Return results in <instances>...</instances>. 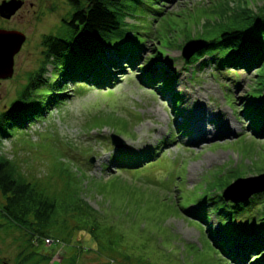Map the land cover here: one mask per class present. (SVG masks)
Instances as JSON below:
<instances>
[{"label":"rangeland","instance_id":"rangeland-1","mask_svg":"<svg viewBox=\"0 0 264 264\" xmlns=\"http://www.w3.org/2000/svg\"><path fill=\"white\" fill-rule=\"evenodd\" d=\"M126 1L131 37L125 42L146 40L140 60L112 68L114 83L108 89L69 84L68 99L30 127L10 129L11 136L0 143L18 172L37 182L36 188L49 200H58L56 227L49 228L58 233L40 241L3 210L7 200L0 191V264H241L228 260L210 241L211 227L220 241H226L218 234L216 213L211 210L204 221L183 206L197 209L203 196L223 193L232 183L239 190L230 191L231 199L247 196L250 189L241 193L248 184L243 180L264 173V120L255 129L245 114L255 88L264 87V65L222 72L213 65L198 68L194 62L186 65L182 48L191 40L215 36L232 14L244 6H262L264 0ZM24 2L11 19L0 17V30L28 37L14 55L12 77L0 80V112L21 100L41 68L46 69L45 85L31 89L21 105L36 98L46 102L50 93L63 92L55 82L61 80L65 63L59 58L45 64L42 37L45 32L62 36L63 19L72 8L68 0ZM35 10L52 12L36 23L34 32ZM155 50L183 95L177 108L174 95L143 81L142 69L152 67L149 57ZM198 113L208 116L201 125L205 138H196L193 122ZM186 120L180 131L179 123ZM113 139L124 146L117 147ZM151 145L159 146L157 156L136 167L121 168L114 161L119 149ZM81 200L89 207L85 212L70 204ZM233 200L240 204L247 199ZM259 200L256 206L262 211L264 195ZM89 210L93 216L84 215ZM28 216L36 220L34 210ZM79 220H96L98 226L88 233L79 228ZM59 223L64 225L58 227ZM238 248L244 251L241 243L235 248L239 252ZM245 253L244 259L237 254L244 264L264 258L261 253Z\"/></svg>","mask_w":264,"mask_h":264},{"label":"trees","instance_id":"trees-1","mask_svg":"<svg viewBox=\"0 0 264 264\" xmlns=\"http://www.w3.org/2000/svg\"><path fill=\"white\" fill-rule=\"evenodd\" d=\"M68 3L72 11L69 17L63 19L65 25L63 35L56 36L46 33L42 37V46L47 51L45 64L49 60L59 58L65 63L61 80L57 79L55 82L63 92L50 93L46 102L39 98L28 104L24 102L22 105L25 108H23L20 101L22 99L26 101L25 98L31 96V89L41 87L46 83L44 78L46 69L41 68L36 77L23 90L21 100L14 102L8 110L0 112V143L4 138L11 136L10 129L30 127L39 121L42 115H46L53 108H57L63 100L68 99L69 84L90 83L97 88L108 89L114 83L112 82L114 77L112 68L119 67L123 61L133 66L141 58L140 53L145 49L146 40L134 44L129 41L125 42L126 38L131 37L126 0H68ZM231 17L234 20L228 19L223 23L215 36L204 39L207 44L202 49L196 51L190 59L184 58L186 65L192 63L191 66L195 64L198 68L213 65L219 72L227 68L231 70L249 69L264 65V4L257 8L244 6ZM154 53L149 57V64L152 67L142 69L144 70L143 81L150 87L163 89L174 95L177 108L183 95L175 88L176 78L161 67L163 58L158 56L156 50ZM202 57L204 58L197 64L196 62ZM168 64L171 65L169 61ZM254 92H257L256 96L247 104L245 114L251 117L253 128L258 129L259 122L264 120V87L258 86ZM187 121L182 122L183 124L179 123L180 131L186 128V123L189 122ZM158 150L157 145L139 150L119 149L114 161L118 162L121 168H133L144 160L153 159L157 156L156 151ZM17 169L13 160L3 153L0 146V191L7 200L3 210L16 224H20L36 236L37 240H50L49 238L53 237L56 232L54 231L56 228L53 231L49 228L57 223L55 218L58 200L55 196L49 200L43 191L36 188L37 182L28 181L26 176ZM263 195L264 191L253 194L240 204H235L231 200L227 201L223 193H220L202 197L204 200L201 202L203 205L206 204L207 209L200 206L199 200H197L198 203L200 202L197 209H191L189 204L183 207L190 212V215L204 221L210 218L211 210L216 213L220 223L218 234L223 235L226 241H220L216 237L217 234L213 227L209 229L210 241L227 259L230 258L244 264L237 254L242 259L245 258V250H247V255L264 254V206L262 211H260V206H256ZM70 204L83 211L89 208L84 201ZM31 210H34V217L37 221L29 218L28 214ZM238 210H241V213ZM251 210L259 212L252 217L249 214ZM93 212L89 210L84 215L93 216L95 213ZM78 223L79 228L88 233H90L89 230L98 226L96 220L95 223L94 220L92 223L79 220ZM63 225L59 223L58 227ZM239 243L244 248L243 252L240 248H238L239 252L235 249ZM255 264H264V258L258 259Z\"/></svg>","mask_w":264,"mask_h":264},{"label":"water","instance_id":"water-1","mask_svg":"<svg viewBox=\"0 0 264 264\" xmlns=\"http://www.w3.org/2000/svg\"><path fill=\"white\" fill-rule=\"evenodd\" d=\"M24 4V0H3L0 4V16H2L5 19H10L16 12L22 8ZM26 36L23 33H14L10 31H3L0 30V76L3 77H9L12 76L13 70H12V64H13V58L14 55L19 52L23 42L25 41ZM202 41V42H201ZM8 43H12V45H8ZM207 44L205 40H191L185 44L183 47V56L186 60L190 59L191 56L198 50L202 49ZM7 52L6 54H2L3 52ZM187 51V52H186ZM4 57H3V56ZM9 66L10 69L9 70ZM114 140V139H113ZM117 140H114L113 143H116L117 147H120L121 145L124 146L125 143L117 142ZM93 160V159H92ZM248 182V184H245V186H239L243 189L241 193H246L248 189H250V192H248L247 196L238 198V199H231L232 196H230V191L236 192L239 189L235 190L236 183H232L229 185V187L226 188V190L223 192V196L225 199L233 200V201H241L244 199H248L251 195L263 192L264 191V173L255 176L250 179H245L243 182ZM249 185V186H246ZM235 194V193H234ZM231 197V198H230Z\"/></svg>","mask_w":264,"mask_h":264},{"label":"bare ground","instance_id":"bare-ground-1","mask_svg":"<svg viewBox=\"0 0 264 264\" xmlns=\"http://www.w3.org/2000/svg\"><path fill=\"white\" fill-rule=\"evenodd\" d=\"M7 52H3L2 54H6ZM2 55V56H3ZM4 57V56H3ZM188 111V110H187ZM189 113H191V111H189ZM187 115V113H186ZM188 119H190V117H187ZM210 118V117H209ZM208 120V116L204 113H198L196 114L195 118H194V122H193V125H195L197 131H196V138H205L204 137V134H206L204 128H202V124H204V122L206 121L207 122ZM211 130V129H210ZM211 132V131H210ZM206 136V135H205ZM195 138V139H196Z\"/></svg>","mask_w":264,"mask_h":264},{"label":"flooded vegetation","instance_id":"flooded-vegetation-1","mask_svg":"<svg viewBox=\"0 0 264 264\" xmlns=\"http://www.w3.org/2000/svg\"><path fill=\"white\" fill-rule=\"evenodd\" d=\"M2 1H3V0H0V4H1ZM24 4H25V2H24ZM24 4H23V5H24ZM20 9H21V8H20ZM20 9L16 12V14L20 11ZM48 12H52V10H35V11H34L35 27H32V29L34 30V32H35V31H38V30H36L37 27H38V26L36 25V23H37V22H42V17L45 16V14L48 13ZM16 14H14L12 17H14ZM0 17L3 18L2 16H0ZM12 17H11V18H12ZM11 18H10V19H11ZM4 19H5V18H4ZM43 20H44V19H43ZM45 34H46V32H45ZM43 35H44V34H43ZM27 39H28V37L26 36L25 41L23 42V44H22L20 50H21L22 47L25 45ZM20 50H19V51H20ZM17 53H18V52H17ZM10 77H12V76H9V77H3V76H0V80L8 79V78H10Z\"/></svg>","mask_w":264,"mask_h":264}]
</instances>
